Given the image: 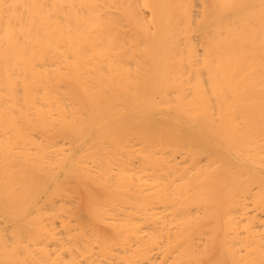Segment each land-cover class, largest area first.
<instances>
[{"label":"bare ground","instance_id":"obj_1","mask_svg":"<svg viewBox=\"0 0 264 264\" xmlns=\"http://www.w3.org/2000/svg\"><path fill=\"white\" fill-rule=\"evenodd\" d=\"M0 264H264V0H0Z\"/></svg>","mask_w":264,"mask_h":264}]
</instances>
